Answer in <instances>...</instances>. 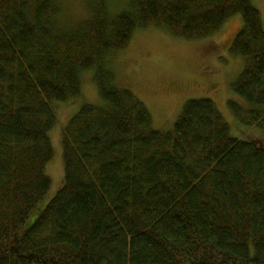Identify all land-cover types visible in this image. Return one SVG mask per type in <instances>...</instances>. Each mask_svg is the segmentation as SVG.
<instances>
[{
    "label": "trees",
    "instance_id": "16d2710c",
    "mask_svg": "<svg viewBox=\"0 0 264 264\" xmlns=\"http://www.w3.org/2000/svg\"><path fill=\"white\" fill-rule=\"evenodd\" d=\"M57 0H0V264H264V141L230 134L210 99H190L172 130L153 128L105 66L137 30L186 41L242 18L232 55L245 64L229 101L264 132V29L250 0H131L104 6L71 32ZM94 70L100 105L83 104L62 131L63 185L50 188L54 105L80 95Z\"/></svg>",
    "mask_w": 264,
    "mask_h": 264
},
{
    "label": "rangeland",
    "instance_id": "374dc122",
    "mask_svg": "<svg viewBox=\"0 0 264 264\" xmlns=\"http://www.w3.org/2000/svg\"><path fill=\"white\" fill-rule=\"evenodd\" d=\"M131 0H57L55 27L71 32L92 19L94 11L104 6L109 17L128 11ZM261 17L264 29V0H250ZM240 16L229 19L213 35L197 41L174 38L164 29L153 26L137 30L128 46L105 59L113 75V86L127 90L142 101L152 117L153 128L167 133L190 99H210L228 123L230 134L240 140L264 141V132L242 125L231 113L229 101L248 108L231 89L245 64L244 58L230 53L235 34L242 28ZM94 70L81 73L80 95L54 105L56 124L49 132L53 157L45 168L50 188L31 220L63 185L62 131L83 104L100 105Z\"/></svg>",
    "mask_w": 264,
    "mask_h": 264
}]
</instances>
